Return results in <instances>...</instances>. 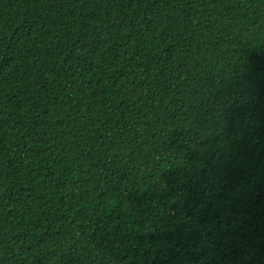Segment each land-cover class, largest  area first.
Returning a JSON list of instances; mask_svg holds the SVG:
<instances>
[{
	"label": "trees",
	"instance_id": "1",
	"mask_svg": "<svg viewBox=\"0 0 264 264\" xmlns=\"http://www.w3.org/2000/svg\"><path fill=\"white\" fill-rule=\"evenodd\" d=\"M0 264H264V0H0Z\"/></svg>",
	"mask_w": 264,
	"mask_h": 264
}]
</instances>
